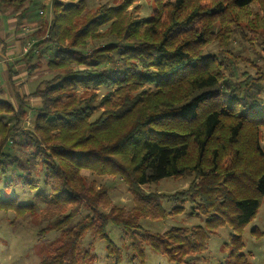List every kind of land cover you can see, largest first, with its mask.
Instances as JSON below:
<instances>
[{
	"label": "trees",
	"instance_id": "1",
	"mask_svg": "<svg viewBox=\"0 0 264 264\" xmlns=\"http://www.w3.org/2000/svg\"><path fill=\"white\" fill-rule=\"evenodd\" d=\"M49 1L50 19L44 4ZM136 0L87 7V0H0L4 12L38 20L41 39L6 68L7 81L25 65L31 76L42 60L51 74L32 91L0 98V191L11 188L10 169L30 170L49 188L43 214L55 216L40 233L59 232L41 264H88L81 251L90 232L103 240L112 264H120L107 227H120L143 264V244L170 264H190L187 255L205 248L208 232L244 227L264 196V66L230 50L235 33L264 53V0H152L148 17ZM20 29V28H19ZM16 31V30H15ZM216 44L218 54L206 49ZM228 60L254 67L234 75ZM32 115L29 117V113ZM29 122L26 126L25 123ZM83 171L119 177L133 206L112 204L108 189ZM191 175L186 189L161 194L143 186ZM8 191V190H7ZM191 205L203 225L175 226L162 233L144 230L151 220L180 213L162 201ZM35 214L29 204L0 199V207ZM82 210L87 212L73 223ZM239 236L230 234V243ZM239 242V241H238ZM229 250V242L224 243ZM222 264H251L230 249Z\"/></svg>",
	"mask_w": 264,
	"mask_h": 264
},
{
	"label": "rangeland",
	"instance_id": "2",
	"mask_svg": "<svg viewBox=\"0 0 264 264\" xmlns=\"http://www.w3.org/2000/svg\"><path fill=\"white\" fill-rule=\"evenodd\" d=\"M121 0H87V7L95 6L100 3L115 4ZM134 4L140 6L139 14L148 17L152 12V0H136ZM44 10V20L50 19L49 1L44 4V8L40 7L38 10ZM26 16L20 21L21 26L16 27L15 37L17 43L21 45V55L24 48L29 44L41 39V29L38 20H26ZM17 23V18H16ZM15 21L11 24L16 25ZM20 28V29H19ZM2 33V34H1ZM0 33V98H10L13 100V91L16 89L21 93H27L33 90L36 83L48 77L51 71L47 69L46 62L42 60L31 76L26 74L25 65H17L16 71L18 75L13 78V83L7 81L6 68L8 64L13 63L15 58L11 60L2 61L3 54L8 47H4L3 40L9 38L8 33ZM3 38V39H2ZM230 50L237 51V54L242 57H249L255 60L256 64L264 66V53L260 39H256L253 44H249L243 39L239 33H235L232 39ZM10 44V42H9ZM209 53L218 54L219 57L223 55L219 51L216 44H211L207 49ZM2 52V54H1ZM11 54V53H10ZM9 54V55H10ZM18 55V56H19ZM17 56V57H18ZM5 68V70H3ZM228 68L236 76L246 71L254 74V67L245 63L242 60L234 62L228 60ZM241 76V75H240ZM258 101L256 106H264V91L258 94ZM32 112L29 113V117ZM26 122L25 125H28ZM259 143L264 146V129L260 131ZM29 177L34 185L29 187L23 183L22 177L26 175L25 170L10 169L7 176L8 179H13L12 187L0 191V199L14 198L17 205L29 204L34 207L35 214L31 212L24 213L18 207H0V264H41V260L48 256L50 245L54 240L59 238V232L53 230L48 233H40V230L47 224L55 220L46 218L43 214L45 207L44 197L48 194V186L42 183L41 177L36 175L33 170H30ZM88 180H94L97 185L105 186L108 189L112 204L120 206L129 211L133 206L131 195L123 183L117 176L98 175L91 171H83ZM192 179L191 175H184L180 178H163L157 182L148 183L143 186L146 192H157L161 194H171L183 189H186ZM8 190V191H7ZM162 205L165 210L170 211L175 206L181 205L182 211L178 214L168 215L165 218L151 220L149 218H139V224L144 230L150 232L162 233L172 227L180 226L190 229L196 225H203L204 217L190 215L189 211L191 205L189 202L180 204L163 200ZM87 210L82 212L74 218L73 223L83 217ZM107 232L116 246V253L120 256V264H141L140 257L133 256L131 248V240L126 233L120 228L112 224L107 227ZM239 236L238 241L234 244L230 243V234ZM208 239L205 242V248L201 252L187 255L186 261L190 264H222L224 260L230 255V260L234 261V254L230 253L231 248L242 253L244 260L251 264H264V196L261 205L255 217L244 227L231 226L227 224L217 229L216 233L208 232ZM229 242V250L224 247V243ZM54 243V242H53ZM88 250L91 258L88 264H112L111 257L107 256L106 245L103 240L94 237L90 232L81 240V251ZM143 264H170L167 259L152 251L148 245L143 244Z\"/></svg>",
	"mask_w": 264,
	"mask_h": 264
},
{
	"label": "crops",
	"instance_id": "3",
	"mask_svg": "<svg viewBox=\"0 0 264 264\" xmlns=\"http://www.w3.org/2000/svg\"><path fill=\"white\" fill-rule=\"evenodd\" d=\"M18 13H14L12 14L10 11L4 12L3 13V18L0 24V33L6 32L8 33V37L6 36V39L3 40V44L2 46L4 47H8L7 51L2 55V61L6 62V60H11L13 58H15L16 56L19 55V52L21 51V45L20 43L15 42L16 39L15 37H18V34H15V29H14V24H11V22L15 21L16 23V18H17ZM2 34V33H1ZM3 39V38H2ZM1 41V39H0ZM10 42V44H9ZM11 53V54H10ZM2 54V52H1ZM10 54V55H9ZM13 62V61H12ZM20 65H24V64H20ZM16 68V66H15ZM5 70V68L3 69Z\"/></svg>",
	"mask_w": 264,
	"mask_h": 264
},
{
	"label": "built area",
	"instance_id": "4",
	"mask_svg": "<svg viewBox=\"0 0 264 264\" xmlns=\"http://www.w3.org/2000/svg\"><path fill=\"white\" fill-rule=\"evenodd\" d=\"M29 46H30V44H29L27 47L24 48V51H26V50L28 49Z\"/></svg>",
	"mask_w": 264,
	"mask_h": 264
}]
</instances>
